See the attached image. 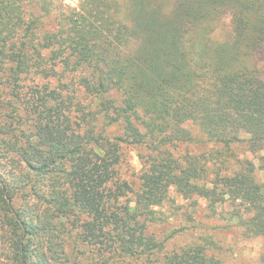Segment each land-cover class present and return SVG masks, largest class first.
<instances>
[{
  "label": "trees",
  "instance_id": "trees-1",
  "mask_svg": "<svg viewBox=\"0 0 264 264\" xmlns=\"http://www.w3.org/2000/svg\"><path fill=\"white\" fill-rule=\"evenodd\" d=\"M77 1L0 0V264L149 258L171 190L264 241V0ZM162 264L224 263L205 241Z\"/></svg>",
  "mask_w": 264,
  "mask_h": 264
},
{
  "label": "rangeland",
  "instance_id": "rangeland-1",
  "mask_svg": "<svg viewBox=\"0 0 264 264\" xmlns=\"http://www.w3.org/2000/svg\"><path fill=\"white\" fill-rule=\"evenodd\" d=\"M64 9H74L77 0H58ZM175 0H165L170 6ZM226 23V21H225ZM47 25L51 23L47 22ZM192 131L200 135L195 128ZM117 133L116 130L112 132ZM190 153H200L211 148V144H195L188 146ZM124 163L119 167L120 177L138 185L137 175L140 169L137 158L138 149L134 146L123 147ZM184 152V147L180 148ZM232 151L235 157L248 158L255 166L258 165L257 156L246 151L243 145H234ZM259 181H264V175L257 172ZM232 206L225 203L216 213H211L202 199H183L174 190H171L167 200L157 208V221L148 223V232L152 233L158 241H166L165 248L149 258L125 259L123 264H162L164 253L176 251L192 243L210 244V251L220 258L224 264H261L260 257L264 252V241L261 238L245 237L241 227L233 226L229 222ZM74 236V235H73ZM172 236V237H171ZM171 237L170 239H168ZM168 239V240H167ZM70 240V239H69ZM81 250H88L82 245Z\"/></svg>",
  "mask_w": 264,
  "mask_h": 264
}]
</instances>
